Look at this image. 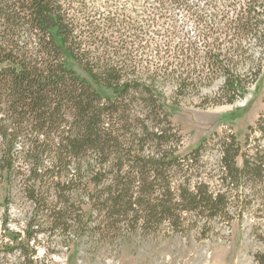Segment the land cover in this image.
<instances>
[{
  "label": "trees",
  "instance_id": "1",
  "mask_svg": "<svg viewBox=\"0 0 264 264\" xmlns=\"http://www.w3.org/2000/svg\"><path fill=\"white\" fill-rule=\"evenodd\" d=\"M263 72L264 0H0L4 203L31 205L30 240L178 229L241 194L264 218V110L216 142L218 190H191L209 140L180 154L166 105H233Z\"/></svg>",
  "mask_w": 264,
  "mask_h": 264
},
{
  "label": "rangeland",
  "instance_id": "2",
  "mask_svg": "<svg viewBox=\"0 0 264 264\" xmlns=\"http://www.w3.org/2000/svg\"><path fill=\"white\" fill-rule=\"evenodd\" d=\"M263 100L264 72L248 94L233 105L199 108L197 99L179 106L166 102L172 121L185 138L180 154H188L209 140L199 154L207 171L192 181L191 190L199 182L218 190L220 183L210 179L220 159L216 142L234 135L243 145L249 126L264 110ZM6 196V185H0V264H264V218L257 212L261 202L244 209L245 194L235 198L226 217L185 214L178 229L164 223L148 234L123 230L106 239L72 235L65 239L57 232L51 236L41 232L36 240L28 238L31 205L15 193L4 203ZM84 215L89 224L95 219V215Z\"/></svg>",
  "mask_w": 264,
  "mask_h": 264
}]
</instances>
